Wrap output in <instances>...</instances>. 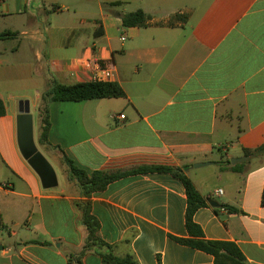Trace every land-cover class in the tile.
<instances>
[{"label":"crops","instance_id":"obj_1","mask_svg":"<svg viewBox=\"0 0 264 264\" xmlns=\"http://www.w3.org/2000/svg\"><path fill=\"white\" fill-rule=\"evenodd\" d=\"M138 9L150 25L125 27L122 16ZM176 14L186 22L166 25ZM4 32L15 37L0 40V232L12 239L0 241V264H75L70 258L87 238L80 201H89L98 235L116 257L215 264L176 240L189 238L179 178L133 174L84 198L64 156L89 176L180 170L206 201L220 204L195 213L204 238L233 242L248 264H264V156L236 164H243L238 171L231 162L264 145V0H2ZM93 60L114 70L126 97L51 103L48 144H40L44 92L55 82H90L93 67L82 63ZM21 100L30 103L35 143L56 173L52 188L20 151ZM105 251L88 250L82 264H103Z\"/></svg>","mask_w":264,"mask_h":264},{"label":"trees","instance_id":"obj_2","mask_svg":"<svg viewBox=\"0 0 264 264\" xmlns=\"http://www.w3.org/2000/svg\"><path fill=\"white\" fill-rule=\"evenodd\" d=\"M120 2L113 5L118 6ZM177 20L186 22L187 15H174L166 25L172 27ZM122 23L128 28H147L151 23V17L146 14L142 9L126 13L122 16ZM15 37L11 32H4L0 34V40H5ZM126 94L122 87L116 83H97L87 82L80 84H60L54 83L52 87L44 92L42 96V104L40 106L41 127H40V144H48V134L50 131V115L49 106L53 102H84L99 99H116L124 98ZM6 115V107L0 97V117ZM246 156H264V145L253 151H246ZM63 162L67 165L69 171V179L75 181L80 194L84 198H90L94 193L104 191L112 182L127 177L133 174L159 172L170 173L179 178L184 184L187 194V210L185 217V226L189 234L187 239H176L179 243L198 249L215 258V264H248L238 246L233 242L226 241H209L204 238L201 228L195 223V213L207 207L208 203L204 197L198 192L193 183L182 174L178 169L160 166H144L133 169L131 171H113V172H95L89 176L85 171L78 168L68 157L64 156ZM230 165L229 161L223 162L221 168L226 169ZM243 164L232 167L234 171H238V167ZM264 206V190L261 200ZM77 207L81 210L83 215V224L87 231L86 244L83 251L78 255H72L70 261L75 264H82L83 255L92 248H105V252H101L103 264H139L132 256L126 258L116 257L112 252V247L106 244L98 235L100 224L95 216L92 214V208L89 201H80L76 203ZM222 208L227 209L229 212L238 213L236 208L223 205ZM218 210L217 208L215 209Z\"/></svg>","mask_w":264,"mask_h":264},{"label":"water","instance_id":"obj_3","mask_svg":"<svg viewBox=\"0 0 264 264\" xmlns=\"http://www.w3.org/2000/svg\"><path fill=\"white\" fill-rule=\"evenodd\" d=\"M18 143L24 159L33 168L40 177L44 188H52L57 185L56 173L45 157L39 152L34 140L33 116L28 101L20 102V111L18 116ZM250 160V156L232 159V164L244 163ZM211 163H199L195 167H206ZM207 202L215 208L220 204L212 199ZM2 249V247L0 248Z\"/></svg>","mask_w":264,"mask_h":264},{"label":"built area","instance_id":"obj_4","mask_svg":"<svg viewBox=\"0 0 264 264\" xmlns=\"http://www.w3.org/2000/svg\"><path fill=\"white\" fill-rule=\"evenodd\" d=\"M2 0H0L1 4ZM122 41L125 40V38L121 39ZM82 64L86 66L87 68H91V76H90V82H97V83H112L115 79V72L110 67L103 66L99 61L93 60V61H84ZM121 120L125 119L124 115L119 116ZM223 192L220 190L218 194H222Z\"/></svg>","mask_w":264,"mask_h":264},{"label":"rangeland","instance_id":"obj_5","mask_svg":"<svg viewBox=\"0 0 264 264\" xmlns=\"http://www.w3.org/2000/svg\"><path fill=\"white\" fill-rule=\"evenodd\" d=\"M16 59H18L17 56L13 57V60H16ZM13 81H14V86H17L18 84H21L22 83V79L20 77H18V76L13 77ZM21 101H23V100H21ZM34 119H35V122L37 124L38 123V115L37 114L34 115ZM14 232H16V230H14ZM11 239L12 238L9 235V233H7V231L4 230V231L0 232V241L1 240L9 241Z\"/></svg>","mask_w":264,"mask_h":264}]
</instances>
